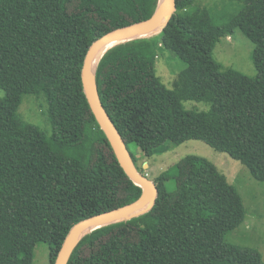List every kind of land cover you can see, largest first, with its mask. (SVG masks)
<instances>
[{"label": "trees", "instance_id": "obj_1", "mask_svg": "<svg viewBox=\"0 0 264 264\" xmlns=\"http://www.w3.org/2000/svg\"><path fill=\"white\" fill-rule=\"evenodd\" d=\"M234 1L241 8L229 14L176 0L160 32L107 48L95 79L126 143L134 141L144 156L160 153L173 138L202 140L264 182V0ZM159 2L0 0V90L7 104L0 99V264H33L39 242L49 244L55 264L76 223L141 196L101 129L82 69L94 41L152 17ZM238 28L255 45L254 77L214 58L216 44ZM156 49L195 59L174 89L156 75ZM26 93L45 96L60 148L79 147L92 136L86 165L55 152L44 130L19 115ZM186 100L210 108L188 111ZM154 182L152 208L89 232L68 264H264L257 250L225 239L244 222L246 208L207 158L186 156Z\"/></svg>", "mask_w": 264, "mask_h": 264}, {"label": "rangeland", "instance_id": "obj_2", "mask_svg": "<svg viewBox=\"0 0 264 264\" xmlns=\"http://www.w3.org/2000/svg\"><path fill=\"white\" fill-rule=\"evenodd\" d=\"M196 3L207 6L211 10H226L229 14H235L241 8V5L234 0H197ZM254 48V43L238 28L232 36L224 37L216 44L214 58L225 68H234L254 77L257 74L252 58ZM155 57L156 75L169 89H174L180 84L181 73L187 67L188 62H195L192 57L182 60L169 49H156ZM4 97L5 92L0 90L1 102L7 106L3 100ZM183 105L188 111H207L210 108V103L206 101L186 100ZM18 113L24 120L44 130L47 141L55 152L77 158L84 165L87 164L93 143L92 136H87L85 142L79 147L68 150L60 148L61 145L52 136V126L44 95L23 94ZM172 141L166 143L160 153L151 157L144 156L143 151L134 141H128L127 146L130 154L136 158L138 168L143 170L151 180L156 179L189 155L207 158L215 164L226 175L228 181L238 189L246 208L244 222L236 229L229 231L225 239L228 242L257 250L264 262V182L256 180L242 162L226 152L214 149L202 140L190 139L178 142L173 138ZM33 264H51L48 243L36 244Z\"/></svg>", "mask_w": 264, "mask_h": 264}, {"label": "water", "instance_id": "obj_3", "mask_svg": "<svg viewBox=\"0 0 264 264\" xmlns=\"http://www.w3.org/2000/svg\"><path fill=\"white\" fill-rule=\"evenodd\" d=\"M176 10V0H160L152 17L106 33L94 41L87 52L82 69V80L86 96L97 116L101 129L105 132L108 140L110 141L117 158L124 167L125 171L138 185L142 187L143 191L141 196L132 203L91 216L76 223L66 236L55 264H68L74 248L89 232L101 226L140 215L152 208L156 202L158 187L154 180L149 179L147 175L143 174L136 167L124 137L118 130L102 102L96 84L95 72L98 62L107 48L121 41L153 35L145 34L144 36H141L151 25L158 23L161 20H165V23L158 31L160 32L169 22Z\"/></svg>", "mask_w": 264, "mask_h": 264}, {"label": "bare ground", "instance_id": "obj_4", "mask_svg": "<svg viewBox=\"0 0 264 264\" xmlns=\"http://www.w3.org/2000/svg\"><path fill=\"white\" fill-rule=\"evenodd\" d=\"M164 23H165V20H161L160 22L151 25L148 28V30L144 34H142L141 36H144L145 34L149 35V34H154V33L158 32L159 29L163 26ZM126 38H129V37H126ZM126 38H123V39H126Z\"/></svg>", "mask_w": 264, "mask_h": 264}, {"label": "crops", "instance_id": "obj_5", "mask_svg": "<svg viewBox=\"0 0 264 264\" xmlns=\"http://www.w3.org/2000/svg\"><path fill=\"white\" fill-rule=\"evenodd\" d=\"M147 166H148V163L146 162Z\"/></svg>", "mask_w": 264, "mask_h": 264}]
</instances>
